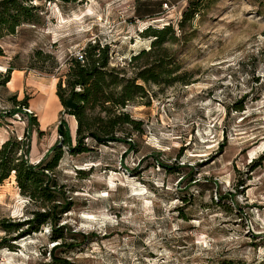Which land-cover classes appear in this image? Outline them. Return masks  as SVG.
<instances>
[{
	"label": "rangeland",
	"instance_id": "1",
	"mask_svg": "<svg viewBox=\"0 0 264 264\" xmlns=\"http://www.w3.org/2000/svg\"><path fill=\"white\" fill-rule=\"evenodd\" d=\"M29 4L42 8L41 23L0 33V75L24 74L13 91L16 73L0 79V148L27 130L30 164L61 146L60 122L76 145L78 124L55 91L80 50L108 47L107 70L125 79L153 62L162 74L137 81L144 93L124 109L87 112L90 132L128 114L135 127L114 136L131 147L85 137L87 151L61 154L49 175L63 192L56 203L71 204L55 225L34 231L28 222L50 205L22 194L14 174L0 183V224L20 225H0V264H263L264 0ZM167 26L175 38L131 61L151 49L145 29Z\"/></svg>",
	"mask_w": 264,
	"mask_h": 264
},
{
	"label": "trees",
	"instance_id": "2",
	"mask_svg": "<svg viewBox=\"0 0 264 264\" xmlns=\"http://www.w3.org/2000/svg\"><path fill=\"white\" fill-rule=\"evenodd\" d=\"M33 1L40 2L42 0H0V33L5 31L8 34H13L15 29L22 24H40L42 21L40 13L43 10L40 5L32 6V4H29ZM56 1L60 3H73L77 0ZM183 15L184 21L193 17L190 10H186ZM145 35L154 39L150 44L151 49L149 51H141L138 56L132 57L131 61L153 56L156 51L163 48L164 44L175 38L174 30L168 26L161 29L147 28L145 29ZM95 44V46L89 45L86 50H83V61H79L76 57L70 59V67L65 74L66 87L61 88L62 84L59 83L55 91L63 107L66 108V101L68 99H72L76 104V110L68 109V114L75 117L78 124L76 128V145H72L68 127L63 122H60L57 131L61 146L52 147L54 153L50 160L45 155L37 165L29 163L27 154L29 153L30 144L28 141L29 132L27 130L23 133L21 140L9 138L0 148V183L14 174L17 187H19L22 194L27 195L32 202L37 203L39 201L45 207L50 205L44 213L35 212L33 214L34 218L28 222L30 226H34V231L41 224L51 222L55 225L58 218L56 216L59 212L58 207L61 206L60 211H63L71 204L70 201L64 202L63 205L56 203V198L61 196L63 192H61L60 187L57 186L56 182L49 175L57 167L63 152L73 155L87 151L86 146H84L85 137H90L95 142L102 144L113 143L114 141L124 142L131 147V141L121 140L114 136V129L119 125L129 124L135 127L136 123L129 118L128 114L121 112L113 119H110L106 123V129L109 131L97 132V130L96 132H90L92 124L88 122L87 112L96 110L97 108L105 113H111L113 109L122 110L136 97H142L144 92L142 87L136 83L137 81L152 82L154 84L161 82L162 72L158 71L160 66L154 64V62L149 67L141 69L135 79H125V77L114 75L107 70L109 48L106 46L102 47L97 43ZM12 72L13 69L9 67L4 76L0 75V79H2L1 85L10 81V74ZM76 89L79 91H76ZM117 89L119 90L116 91ZM66 91H68L67 96H65ZM27 100L29 98L26 96L16 106H27ZM36 120V117L30 114L28 116V125H36ZM95 120L102 122L100 117H97ZM136 130L138 129L136 128ZM164 168L172 170L167 166H164ZM0 225L7 232L10 230V227H14L15 230L20 229V225ZM56 231V228L52 230L53 233H56Z\"/></svg>",
	"mask_w": 264,
	"mask_h": 264
},
{
	"label": "crops",
	"instance_id": "3",
	"mask_svg": "<svg viewBox=\"0 0 264 264\" xmlns=\"http://www.w3.org/2000/svg\"><path fill=\"white\" fill-rule=\"evenodd\" d=\"M13 73H16L17 75H16V77H15V80H16V82L14 83V84H16L15 85V89H12V91L13 90H17V89H19L20 88V85H21V83H22V78L24 77V74H22V71H14ZM10 81H12L11 79H10ZM11 90V89H10ZM45 106V105H44Z\"/></svg>",
	"mask_w": 264,
	"mask_h": 264
},
{
	"label": "water",
	"instance_id": "4",
	"mask_svg": "<svg viewBox=\"0 0 264 264\" xmlns=\"http://www.w3.org/2000/svg\"><path fill=\"white\" fill-rule=\"evenodd\" d=\"M66 108L69 110H76V104L72 101V99H68L66 101Z\"/></svg>",
	"mask_w": 264,
	"mask_h": 264
},
{
	"label": "built area",
	"instance_id": "5",
	"mask_svg": "<svg viewBox=\"0 0 264 264\" xmlns=\"http://www.w3.org/2000/svg\"><path fill=\"white\" fill-rule=\"evenodd\" d=\"M79 61H83V49L80 50L76 55H74Z\"/></svg>",
	"mask_w": 264,
	"mask_h": 264
}]
</instances>
